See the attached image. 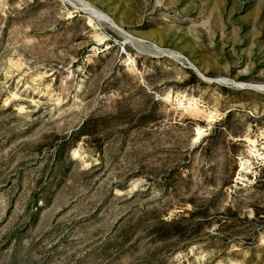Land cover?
Wrapping results in <instances>:
<instances>
[{
	"label": "rangeland",
	"instance_id": "rangeland-1",
	"mask_svg": "<svg viewBox=\"0 0 264 264\" xmlns=\"http://www.w3.org/2000/svg\"><path fill=\"white\" fill-rule=\"evenodd\" d=\"M0 264H264V0H0Z\"/></svg>",
	"mask_w": 264,
	"mask_h": 264
}]
</instances>
